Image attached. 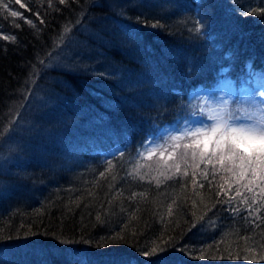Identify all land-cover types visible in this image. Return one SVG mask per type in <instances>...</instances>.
I'll use <instances>...</instances> for the list:
<instances>
[{"label":"trees","instance_id":"trees-1","mask_svg":"<svg viewBox=\"0 0 264 264\" xmlns=\"http://www.w3.org/2000/svg\"><path fill=\"white\" fill-rule=\"evenodd\" d=\"M4 1L21 16L0 10V133L22 110L32 124L18 141L31 159L0 175L14 188L0 201V245L26 247L17 263L38 264L36 249L48 247L41 264H76L65 251L90 264H264V184L237 195L231 174L194 146L187 166L183 152L166 160L179 173L137 156L165 127L203 116L197 90L227 75L236 100L250 82L247 65L264 71V15H241L264 0ZM70 33L88 40L79 60L97 70L40 63ZM29 92L43 103L23 109ZM161 243L163 253L142 255Z\"/></svg>","mask_w":264,"mask_h":264},{"label":"snow or ice","instance_id":"snow-or-ice-1","mask_svg":"<svg viewBox=\"0 0 264 264\" xmlns=\"http://www.w3.org/2000/svg\"><path fill=\"white\" fill-rule=\"evenodd\" d=\"M13 2V0H10ZM15 3H19L20 0H14ZM51 2V0H49ZM66 0H59V3L63 4ZM23 7V5H21ZM0 10H8L12 17H19L21 13L18 11H12L9 9V3H3L0 0ZM241 15H264V9H251L245 10ZM31 24V21H28ZM77 23H80L79 21ZM195 27L190 31L201 34V29L204 27V17L194 21ZM19 26V25H17ZM152 27H160L159 21H156L151 25ZM70 32V28L65 26L64 33ZM4 40L15 41L16 37L3 36ZM61 43H63V36L61 37ZM59 46V45H57ZM44 65L43 61H40ZM45 68L51 67V65H44ZM248 75L250 83L253 82L259 87L264 88V76L260 73L253 71L252 65H247ZM191 71V69H189ZM222 72H227L229 69H222ZM103 75V74H101ZM248 95L244 98L243 103H230L227 99H222L219 104L208 112L203 113L204 120L200 121L197 125L185 128L180 135H171L168 137L170 142H179L185 139L191 140L190 144H185L184 148L189 149L194 146L195 149H199V157L201 160H206L207 163L215 161L221 165V168L230 173L237 183V195H241L239 187H244L248 192L253 191L252 185L259 181L264 184V91L258 93L255 89H244ZM206 121H210L206 122ZM12 129L9 127L5 129L3 133H0V137L9 135ZM146 145L154 144L153 147L147 149L148 155L151 156L158 149L167 150L165 145H161L154 141H146ZM167 143V142H166ZM172 147L173 145H169ZM174 147H179V144H174ZM164 152L161 151L160 155L163 156ZM143 155V154H141ZM187 152L180 154L179 159L187 166ZM197 152L192 151V159L195 160ZM169 168L174 167L176 172H180V163L167 164ZM195 167H199L198 164ZM112 169L111 162L109 161V167L106 172H110ZM105 172H101V177L105 176ZM138 174V173H137ZM187 175L185 171L183 173ZM195 175V173H193ZM246 177L247 183L240 185L239 181H243ZM143 179L144 177H140ZM170 178V177H169ZM161 181L157 180V184ZM195 184V180L193 181ZM227 183V181H226ZM231 188L232 184H228ZM133 193V198L136 196ZM143 195V194H140ZM219 195V193H218ZM261 195L264 196V188H261ZM248 198L245 196L242 202H246ZM255 203V201H252ZM251 205H249V209ZM235 210V209H234ZM169 214H171V206H169ZM251 215V212H249ZM99 220V216L97 217ZM119 238V237H116ZM167 250V245L161 243L160 245H154L150 251H143L142 255L156 256L159 253H163ZM264 259V257H261Z\"/></svg>","mask_w":264,"mask_h":264},{"label":"rangeland","instance_id":"rangeland-1","mask_svg":"<svg viewBox=\"0 0 264 264\" xmlns=\"http://www.w3.org/2000/svg\"><path fill=\"white\" fill-rule=\"evenodd\" d=\"M9 8L10 10L12 9L11 7ZM77 29L81 31L83 28L79 27ZM82 32H85V29H83ZM60 41L57 43V45L59 46L56 45L54 50L45 59L44 65L50 64L51 67L49 68H63L68 70H72V68L76 66L79 67L80 71H84V72L87 70L95 71L98 69L97 66H95L94 64H91L89 62L86 63L80 62L79 60V57L85 55L86 53H88V51H90V49L86 47V42H85L88 40L84 39L83 35H78V36L72 35L70 37L68 36L66 39H63V43H61ZM76 44L78 46H76ZM254 80L255 78L253 77L252 78L253 82L250 83L251 86L243 85V87H240V90L238 92L239 97L236 98V100H234L233 99L234 90L230 85L231 79L227 77V75L226 76L223 75L220 77V80L219 82H217L215 87L202 88L197 90L195 92V96H193V100L197 102L200 110L203 113L208 112L209 109L215 108L222 99H227L229 100L230 103L233 104L237 102L243 103L244 98L248 95V93L245 92L244 89H255L257 93L259 91H264L263 88L259 87L257 84L254 83ZM41 99L42 97L39 93L29 92L28 95L24 98L25 104L23 109H27L28 106L36 107V105L42 104L43 102ZM22 112L23 110L21 111V113H19V115H16L14 123L9 126L12 129L11 133L9 135L3 136L2 139H0V175L2 176L13 174V171H16L18 169V166L22 160L24 162V160L26 159V161L29 162V160L31 159L29 158L30 156L25 155V154H29L27 151L28 149L18 146V141H20L19 134L21 132L26 131L27 129L32 128V124L31 126L29 124L30 120L28 119V117L25 118L24 117L25 113L22 114ZM36 114H38V112H36ZM203 120H204V115L199 117H193L191 120H187L177 127H173V126L165 127L160 133V137L150 138L147 139L146 141L151 140L161 145H165L167 150L158 149L155 153L149 156L147 149L153 147L154 144L146 145V143H144L141 146L140 150L137 152V156L141 157L142 159L143 158L148 159L154 156L160 162L159 166L162 167L163 164L166 162V160L171 156H173V154L186 152L188 149L184 148L185 144L191 145L192 143L190 139H185L179 142H170L168 141V137L171 135H180L185 128L197 125L200 121ZM206 122L210 123V121H206ZM174 144H179V147H174ZM169 145H173V146L170 147ZM161 151L164 152L163 156L160 155ZM115 152L117 153V151L112 150L111 152L107 153L109 155L107 156L105 155V156L109 158L112 155V153ZM59 164L61 166H64V158L62 160L61 159L59 160ZM154 167L156 168L155 165ZM13 191L14 188H12L10 184H6L5 181H3V183H0V201L1 198L6 197L5 194H11L13 193ZM35 196L39 198L40 194H37ZM4 212H6V208L2 205L0 206V216ZM2 217H4V214L2 215ZM17 248L18 247L15 246H9V244L0 245V264H6L11 260L13 261L14 259L13 256L15 255ZM36 250H37L36 252L38 253L37 255L38 264L45 262L46 260L49 259V257L47 256H49V254L50 255L53 254V250L48 247L37 248ZM24 251H26V247H21L20 253ZM82 253L70 252L72 258L71 263L75 262L76 264H90L89 262H87V260H85L86 258L84 255L81 256ZM9 263L18 264L17 261L16 263L15 262H9ZM126 264H130V263L127 262Z\"/></svg>","mask_w":264,"mask_h":264},{"label":"bare ground","instance_id":"bare-ground-1","mask_svg":"<svg viewBox=\"0 0 264 264\" xmlns=\"http://www.w3.org/2000/svg\"><path fill=\"white\" fill-rule=\"evenodd\" d=\"M246 79V78H245ZM246 81H248L249 82V80H247L246 79ZM247 86H251V84H250V82H249V84L247 85ZM20 251H21V247L20 248H17V251L15 252V255L13 256L14 257V259H13V261L15 262L16 260H22V256H21V254L23 253H20ZM64 254H65V256L66 257H68V258H71V254H70V252L68 251V252H64ZM21 258V259H20ZM72 259V258H71ZM24 260V259H23Z\"/></svg>","mask_w":264,"mask_h":264}]
</instances>
